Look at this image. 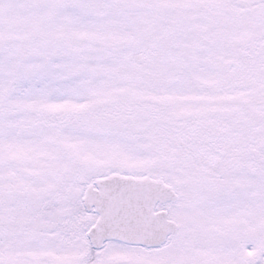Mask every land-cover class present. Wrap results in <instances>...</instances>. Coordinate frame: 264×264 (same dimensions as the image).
I'll return each instance as SVG.
<instances>
[{
  "label": "snow or ice",
  "instance_id": "1",
  "mask_svg": "<svg viewBox=\"0 0 264 264\" xmlns=\"http://www.w3.org/2000/svg\"><path fill=\"white\" fill-rule=\"evenodd\" d=\"M0 264H264V0H0Z\"/></svg>",
  "mask_w": 264,
  "mask_h": 264
}]
</instances>
